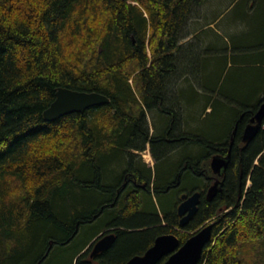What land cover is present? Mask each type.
I'll return each instance as SVG.
<instances>
[{"label": "trees", "instance_id": "16d2710c", "mask_svg": "<svg viewBox=\"0 0 264 264\" xmlns=\"http://www.w3.org/2000/svg\"><path fill=\"white\" fill-rule=\"evenodd\" d=\"M257 1L241 12L244 20L257 17L255 37L235 48L243 54L233 55L250 68L238 77L250 85L219 103L221 113L207 122L193 113L197 89H206L202 75L210 83L213 58L190 50L201 29L191 33L189 24L208 0H0V264H43L55 246H69L105 216L110 220L93 230L72 264H94L87 248L111 228L116 239L100 264H126L163 234L183 244L209 223L212 240L198 264H248L242 247H264V123L248 145L234 146L227 178L212 200L198 163L227 147L202 145V138L227 142L235 121L264 103V0ZM213 24L206 27L213 31ZM248 47L256 54L247 57ZM59 88L97 92L111 102L47 121L44 112ZM206 98L209 106L214 96ZM225 112L232 117L225 119ZM149 144L155 165L171 161L181 146L204 149L177 161L175 180L166 170L160 186L138 154ZM133 177L146 184L147 195L124 194L122 184ZM185 179L190 191L179 188ZM152 185L166 195L178 188L172 212L162 211L166 227L159 226V212L143 209ZM197 190L203 196L198 211L182 226L179 199Z\"/></svg>", "mask_w": 264, "mask_h": 264}, {"label": "rangeland", "instance_id": "374dc122", "mask_svg": "<svg viewBox=\"0 0 264 264\" xmlns=\"http://www.w3.org/2000/svg\"><path fill=\"white\" fill-rule=\"evenodd\" d=\"M253 3L256 4L257 0H208V2L202 6L198 15L190 22L189 28L191 29V33L195 32L196 29H201L200 38L197 40L196 44L190 47V50L194 51L196 56L200 57H209L210 60L209 67H211V76L210 83L206 82L207 78L205 75H202L200 82L204 84L206 89H197L201 94L200 102L198 107L195 108V113L193 115H201L202 120H206L210 118L218 117L221 113L216 109L217 106H220L219 103H226L230 100V95L236 93V90L242 88L245 83L249 84L248 78H246V82L239 81L238 77L242 76V74H246L249 72V69H243L247 65L235 63L233 60L234 54H243L242 51L235 50L236 47L242 46L244 43V47L246 44L251 43L249 40L255 37V20L257 17L246 18L243 19L241 12L244 7V4H247L248 10L253 6ZM247 10V8H246ZM240 19V20H239ZM239 20V21H238ZM215 22L211 27L213 31H210L209 27H206L208 23ZM196 25L194 28L193 25ZM204 27V28H203ZM194 28V30H193ZM193 30V31H192ZM204 30V32H203ZM246 43V44H245ZM254 43V42H253ZM251 47V46H250ZM245 48L244 54L248 57L249 55L256 53L251 50V48ZM200 51V52H199ZM225 56V57H224ZM224 57V58H223ZM208 60V61H209ZM203 65V64H202ZM201 65V67H202ZM242 70H239V69ZM202 71L205 69L202 68ZM206 80V81H205ZM237 82V83H236ZM217 88L214 91L210 90V88ZM213 91V92H212ZM192 89H189V94L192 96ZM208 93L214 96V99L209 106L206 103V96ZM217 100V101H216ZM228 103V102H227ZM224 105V104H223ZM208 107V108H207ZM231 112H225V119L231 118ZM185 125V123H183ZM204 129L208 130L211 123L201 124ZM200 125V126H201ZM196 126V124H193ZM201 145V144H200ZM204 149L203 146H181L175 155L170 159L171 161H161L159 165H152L151 168L154 177L159 175V185L163 184V177L165 171L171 168V172L174 175L172 180L176 179L177 161L184 160L187 157L188 153L196 151L199 153L200 150ZM148 151L141 154L142 160L147 164H155V159L151 152V148L147 149ZM151 156V157H150ZM131 163V160H128ZM120 175L123 174L125 168V160L120 163ZM177 165L176 167L174 165ZM169 166V167H168ZM122 173V174H121ZM161 177V178H160ZM251 182L248 181V185ZM158 185V186H159ZM183 191H190L187 180L180 185L179 187ZM178 188L170 193L169 197H166V193H156V191H151V197L146 196L145 201L146 205L143 209L146 213H150L151 215H156V213H162V211H169L171 200L170 198L175 199V195L177 194ZM142 194H146L143 192ZM147 195V194H146ZM164 196L166 198H164ZM123 202V201H122ZM122 205H124L122 203ZM120 209V208H118ZM172 212V210H170ZM149 214V215H150ZM106 217V218H105ZM101 218L97 223V225L92 227H85L82 232L70 243L69 246H61L57 245L54 247L52 253L48 258L44 261L43 264H72L73 256L84 247L85 243L88 241L93 230H96L99 227L105 225L110 218L105 216ZM264 242V240L262 241ZM253 245L243 246L242 252L244 258H246L248 264H264V247L258 246L257 249L250 247ZM76 264V261L75 263Z\"/></svg>", "mask_w": 264, "mask_h": 264}, {"label": "water", "instance_id": "95a60500", "mask_svg": "<svg viewBox=\"0 0 264 264\" xmlns=\"http://www.w3.org/2000/svg\"><path fill=\"white\" fill-rule=\"evenodd\" d=\"M110 102V98L97 92H80L59 88L57 90L56 100L44 112V118L47 121H55L65 115L74 112H86L91 108L107 105ZM255 118L259 121L258 125L261 126L262 119L264 118V103L259 108ZM258 128L257 126L250 133L246 132V142L254 138ZM226 159L220 156L214 157L212 165L216 172H220L221 168H226ZM219 186L218 183H215L209 191L210 195L218 192ZM200 195V192H197L191 197L188 194H183L182 199L185 201L178 206V215L181 218L180 224L182 226L197 213ZM213 229L214 223L206 224L183 244L174 234L161 235L157 237L152 247L144 254L132 257L126 264H158L166 256L169 257L164 264H198L206 246L212 240ZM115 239L116 236L114 233L104 236L97 242L93 253L99 254L107 250Z\"/></svg>", "mask_w": 264, "mask_h": 264}, {"label": "flooded vegetation", "instance_id": "af4514ba", "mask_svg": "<svg viewBox=\"0 0 264 264\" xmlns=\"http://www.w3.org/2000/svg\"><path fill=\"white\" fill-rule=\"evenodd\" d=\"M255 116H256V114L253 115V116L247 117L245 120H242V116H241L238 120H236L235 123L233 124L232 130H231V134H230L227 142H225V143L224 142L218 143V142H214V141L203 139V138L201 139L200 142H202V145H205V146H227L226 148H224L223 152H217L216 153L214 150H211V151L207 152L205 155L203 154L202 158H201V162L199 161V163H198V167H199L198 177L201 180H203V182L208 184V189H207L206 194H205V197L208 200H212L214 198V196L218 193V192H216L214 195H212V194L210 195L209 191H210L211 187L215 183H218L220 185L219 187L221 188V186L224 184V182H225V180L227 178L228 170H229L231 159H232V152H233L234 146L238 147V146H246V145H248V143H250V141H252V139L249 142L245 141L246 132L250 133L251 131L254 130V127H257V126L259 127L258 131H257V134L263 129L264 118L262 119V125L259 126L258 125L259 121L255 118ZM162 133L163 134H160V138H161V140L163 142V145L166 146V132H162ZM153 136H151V138ZM148 146H150V144ZM146 151H147V149L145 151H143V152L138 153V154L141 156V154L146 152ZM216 156H220V157H222L224 159L227 158L226 159L227 166H226V168H221L220 172H216L214 170V168H213V165H212L213 159ZM141 161L144 163V161L142 160V157H141ZM207 164H210L211 172L208 171ZM136 173L138 174V172H136ZM130 175H131V173H130ZM139 177H137L138 179L136 177H133L130 182L126 181V182H124L122 184V188L124 189V191L126 190L124 194H128V193H131V192H138L141 195L143 192H145V193L148 192L146 184L138 183V182H140L139 181ZM126 180H127V178H126ZM220 188H219V190H220ZM151 191L152 192L155 191V187H153V185L151 186ZM197 192L201 193V195L199 197V204H198V208H199V205H200L202 197H203L202 196V191L201 190H197V191H195V192H193L191 194H188V196L191 197L194 194H196ZM182 196L183 195H181V197L179 199L180 204L185 201V200L182 199ZM177 215H178V207H177ZM159 216H160L159 220L161 222V223H159V226L160 227H166L165 215H162V213H159ZM178 218H179V220L181 219L179 217V215H178ZM112 230L113 229L111 228V229H108V230L104 231L100 235L101 237L98 236L88 246V248H87L88 249V257L90 259L94 260V264H100L101 263V259L100 258L102 256V254L108 250L107 249V250H105V251H103V252H101L99 254H94L93 252H94V249H95V246H96L97 242L100 239H102L104 236H106L108 234H112V232H111ZM163 235H166V234H163ZM168 257L169 256H166L162 260L167 259Z\"/></svg>", "mask_w": 264, "mask_h": 264}, {"label": "crops", "instance_id": "0c3cea01", "mask_svg": "<svg viewBox=\"0 0 264 264\" xmlns=\"http://www.w3.org/2000/svg\"><path fill=\"white\" fill-rule=\"evenodd\" d=\"M149 147H150V146H147V149H149ZM147 151H148V150H147ZM138 153H139V152H138ZM150 157H151V156H150ZM144 163H145V162H144ZM145 164H146V163H145ZM152 165H155V164H154V163L149 164V165L146 164V166H147L148 168L151 167ZM169 194H170V193H169ZM169 194H167V195H169ZM167 195H166V196H167Z\"/></svg>", "mask_w": 264, "mask_h": 264}]
</instances>
